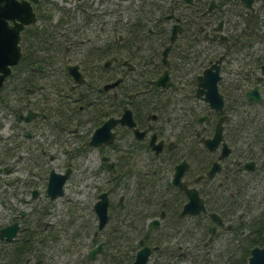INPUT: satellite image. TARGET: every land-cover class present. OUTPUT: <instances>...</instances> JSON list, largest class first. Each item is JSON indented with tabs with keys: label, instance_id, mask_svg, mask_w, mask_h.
Instances as JSON below:
<instances>
[{
	"label": "flooded vegetation",
	"instance_id": "obj_1",
	"mask_svg": "<svg viewBox=\"0 0 264 264\" xmlns=\"http://www.w3.org/2000/svg\"><path fill=\"white\" fill-rule=\"evenodd\" d=\"M177 1L178 7H171V12L166 14V22H170L167 28L169 34L163 49L157 55L151 53L146 47L141 48L139 44L134 47L129 46L118 27L112 25L109 29L101 22L94 44L83 38L70 41L65 44L64 52L60 55L39 59L37 62L36 59L31 58L28 65L24 67L30 70L25 75L32 80L33 84V87L28 89V94L37 90L44 91L48 87L49 90L53 89L51 92H56V98L64 96L69 105L30 106L17 109V116L16 111L11 108H0V112L10 119V125L4 127L10 129L7 136L0 137V231L15 224L18 226L11 239H6V234L3 237L0 236V264L10 263L6 260L8 252L19 251V246L23 243L22 237L29 234L33 238L30 251L32 254L26 257V264H44L46 258L39 256V237L41 233L45 234L53 226V222L48 219L50 210L41 207L43 201L38 199L40 173L47 172L48 180L51 170H55L50 167L47 160V158L49 160L55 158L56 154L52 153L54 145L61 141L66 143L72 131H77L89 120V117L97 119L96 110L101 113V117L99 123H95L91 128L87 137L88 145H90L89 139L94 129L109 117L119 118L125 107L130 109L135 122L133 127L117 123L113 128L115 132L113 141L94 146H107L112 149L113 156L101 154L103 167L108 168L102 159L103 155L109 156L108 160L113 162L114 171L108 168L111 172L116 171L118 159L121 156L124 157L125 146L122 145L123 142H120L123 130L126 132L123 135L124 138L132 141L131 150L134 149V143L138 142L145 148L146 161H149L150 153L155 156L163 152L175 153L170 183L178 190L180 189L171 182L174 166L186 159L190 165L184 172L183 179L189 185L195 186L200 196L199 188L202 187L205 179L208 178L214 185L221 186L232 172L246 178L248 174L255 172L257 165L260 166L261 160L256 157L264 155V145L262 140H258L255 136L250 137L248 122H245L248 118L244 116L246 108L264 109V73L261 72L264 61L258 63L256 59L264 49L253 48L256 35L247 29H242V23L236 27V23L226 24L223 18L215 20L210 15L215 8V2L208 10L210 0L207 9L201 14L202 22H200L198 12L196 15L189 12L193 10L194 0ZM255 10L254 8V11H250L255 12ZM186 14L193 17L190 29L185 23ZM220 21L222 27L218 30L217 26ZM174 24H177L176 36L164 60L163 50L170 43ZM225 29L227 32H224ZM220 33L225 36L219 37ZM213 36L216 37L211 38ZM85 43L96 47L81 50L78 45ZM239 50H243L241 51L243 56L237 59L235 53ZM94 56L97 60L89 62ZM22 57L17 64L21 62ZM217 60H219L220 75L217 89L223 100L221 109H215L216 107L211 106L204 99V93L198 92V76L202 75L203 71ZM70 65L78 66L83 76L82 82L74 80L68 69ZM155 70L156 74H154ZM165 70L168 72L170 85L155 84L154 80ZM42 78L47 80L46 83L40 82ZM117 79L120 81L116 85L108 89L104 88L106 83ZM126 80L129 81L127 89L136 85L138 87L124 91L127 89H122L121 85ZM63 83L69 87L65 88L62 93L59 87H62ZM253 88L261 100L256 99L253 93L249 100L247 93ZM72 93H78L83 99H87L83 103L82 99H78L79 97L73 98ZM76 104H78L77 107ZM53 108H70L64 111L65 113L63 112L62 120L57 124V128L53 125L55 123L53 117L56 113V109ZM89 108L92 110L88 111ZM30 113L32 116L26 119L25 116ZM70 116L79 118L73 126H70ZM259 120L264 123V119L256 121ZM190 123L192 124L189 125ZM217 124L222 127V139L215 148L210 149L204 145L201 138L212 137ZM187 126H190L191 133L184 131ZM257 127L258 125L254 124L251 129ZM135 128L143 131L140 138L135 134ZM263 128L264 126H261L258 130L261 131ZM56 130L58 133H55ZM153 132L156 133V141L163 140L162 150L158 154L150 145ZM224 143L228 147V152L220 158ZM182 147L191 148L195 152L194 166L187 159ZM214 162H218L220 168L212 177H209L207 171ZM67 168L70 169L67 166L65 170ZM224 186L227 188L228 185ZM180 191L184 194L186 201L185 193ZM211 224L214 223L211 221ZM211 224L208 225V231ZM99 251L94 259H91L92 263L97 261L96 256Z\"/></svg>",
	"mask_w": 264,
	"mask_h": 264
},
{
	"label": "trees",
	"instance_id": "obj_2",
	"mask_svg": "<svg viewBox=\"0 0 264 264\" xmlns=\"http://www.w3.org/2000/svg\"><path fill=\"white\" fill-rule=\"evenodd\" d=\"M260 1L261 5L259 9L251 12L243 0H214L215 8L211 11L210 15L215 20L223 18L227 24L236 23V27L242 23V29H247V31L254 33L259 39H262L264 37V29H262V25L264 24L262 19L264 15V0ZM209 2L210 0H194L193 8L191 6L193 10H189L188 8L187 11L189 10L190 14L193 15H196L198 12V18L202 22L201 14L207 9ZM178 5L177 0H138L129 20L122 22L121 17H119L116 19L117 26L115 24L114 26L118 27L120 34H122L129 46L134 47L139 44L141 48L145 49L146 47L151 53L157 55L163 49L169 34L167 28L170 22H166V14L171 12V7L177 8ZM34 8L37 11L38 19L45 16L46 10L50 9L56 10L58 19L54 23L30 24L22 32V60L19 64L13 66L11 76L5 81L0 91V101L2 102L4 101V96L2 95L4 91L11 93V95L12 93H15V95L20 94V97L13 104H9L11 109L16 111V116L18 115L17 109L29 108L31 105L42 106L43 104L33 102L28 96V89L33 87V84L32 80L25 75L30 70L24 67L28 65L27 63L30 59L34 58L37 62L39 59H47L51 56L60 55L61 52H64L65 44L70 41H77L72 40V38L70 39L67 37V33H65L70 28L69 19L71 13L69 8L59 6L55 2H50V0H39ZM185 16V23L190 29L193 17L189 14ZM90 47L94 49L96 46L90 45L88 48ZM95 59L97 60L94 56L89 62ZM256 59L258 63L263 62L264 51L259 53ZM154 74H156V70ZM128 82V80L124 81L121 88L127 89L129 87ZM68 87L67 84L63 83V86L59 87V90L63 93L64 89ZM135 87L138 86L136 85ZM135 87L132 86L129 89H134ZM129 89L124 91H128ZM52 90L49 92L52 93L50 95L51 106L55 104L60 106L69 105L64 96L56 98V92H51ZM71 96L73 98L79 97L78 99H82L83 103L87 99H83L78 93H72ZM77 105L75 106L77 107ZM53 109H56L53 117L56 124L54 123L53 125L57 128V124L62 120L63 112L70 110V108ZM246 109L244 117L248 118V121H245L248 122V134L250 137L255 136L258 140H262L264 145V128L261 131L258 130V128L264 126V123H261L260 120L256 121L264 119V109ZM89 110H92V108H89ZM96 113L98 121L96 118L89 117V120L84 123H90V129L94 127L95 123H99L100 121L101 113H98L97 110ZM69 119L70 126H73L79 118L70 116ZM254 124L258 125V127L251 129ZM184 131L191 133L190 126H187ZM121 132L123 135L126 134L124 130ZM55 133H58L57 130ZM131 145L132 141L129 140L127 146L124 144V157L121 156L118 159L116 171L111 173L110 177L115 185L122 182L123 178L126 181L131 179L132 186H128V184L126 186V199L123 201V206L109 204L108 220L105 226L100 230L96 227L93 231L94 239L98 238L103 243L97 256L100 264H129L134 257L136 249L145 244L151 246L150 258L152 254H155L153 264H180L184 260L195 264H205V261L209 259V254H212L211 250L207 249V252L203 253L205 258L200 261V259L190 258L191 250H181L179 243L184 244L182 240L188 241L191 240V237L195 238V235H197L198 246L203 245V248L209 247L212 239L209 240V236H206V231H208V222H210L207 213L211 211L217 212L224 221H232L233 225H236L233 232H238L241 228L247 230L241 238H234V247L231 249L229 255L226 253V256L228 255L227 264H246L250 249L255 245H261L264 241V208L256 214L246 216L245 219L237 214L239 210L245 207L243 206L244 200H247L244 196L245 191L241 190V188L246 184L248 178L256 172L248 174L246 178L232 172L221 186L214 185L211 182L212 180L208 178L205 179L199 191L205 200L206 211L196 215H181L180 211L185 201V196L180 190L171 185V176L169 177V173H172L175 153L163 152L158 156L150 153L148 156L149 161H146V150L142 144L139 142L134 143L133 150H131ZM182 150L185 152L191 165L194 166L195 152L188 147H182ZM201 152L204 153V151ZM139 155L141 158L137 157ZM256 158L261 160L258 169L263 171L264 155H257ZM134 159L141 160L139 162L141 167L137 168L139 165L136 162L139 160L134 161ZM225 184L228 185L227 188L224 186ZM120 195L123 196L124 194ZM162 211L165 212V216L161 220L160 227L150 234H146L147 219L160 216ZM91 213L94 215L93 209H91ZM235 217L238 220H240L239 218L242 220L235 222ZM92 227L94 228L95 225ZM177 234L181 236L177 242L178 244L170 245L168 236ZM22 240L23 243L19 246V251L11 250L8 252V259L6 260H9L10 263L5 264H26V257L32 254L30 251L32 249L33 238L29 234L24 235ZM48 240H50L48 234H40L39 242L42 243ZM185 246L189 248L188 245ZM28 248L29 250H27ZM39 256L44 257L45 255L39 252Z\"/></svg>",
	"mask_w": 264,
	"mask_h": 264
},
{
	"label": "rangeland",
	"instance_id": "obj_3",
	"mask_svg": "<svg viewBox=\"0 0 264 264\" xmlns=\"http://www.w3.org/2000/svg\"><path fill=\"white\" fill-rule=\"evenodd\" d=\"M51 1L59 6L70 9V28L65 32L68 35L66 36L70 39L72 38V40H78V38L87 39V41L92 43L97 40L98 27L101 22L102 25L105 24L110 29L114 24L117 26L116 19L119 17H121L122 22L129 20L133 14V9L138 3V0ZM260 5L261 1L255 0V9H259ZM47 14L49 16H46ZM44 15L36 21L37 25L54 23L58 19V13L55 9L46 10ZM262 19L264 21V15ZM262 29H264V24L262 25ZM224 32H227V29ZM255 41L256 43L253 45V48L256 47L259 50L261 48L264 49V37L259 39L258 36H255ZM78 46L83 50L89 47L90 43L79 44ZM241 51L243 50L235 53L237 59L243 56V52ZM46 81L43 78L40 80V82L44 83ZM6 92L4 91L2 94L4 101H0V108H11L9 104H13L20 97V94L15 95V93H12L11 95V93ZM49 92V88L46 87L44 91L37 90L28 96L35 103L51 105L50 95L52 93ZM3 116L4 114L0 112V137L5 138L10 129H5L4 127L10 125V119ZM90 132V123L80 126L77 131H72L66 143L61 141L59 144L54 145L52 150V153L56 154L54 159L49 160L47 158L50 167L56 171H64L67 166L70 167V172L63 185L64 192L62 195L51 199L46 193L47 172L43 171L40 173L38 184L40 194L38 199L43 201L41 207L50 210L48 219L53 222V226L45 232L46 235L48 234L50 236V240L39 243V250L46 258L44 264H91L92 260H88L86 254L99 241L98 238L94 239L93 234L94 229L97 227V217L93 209V203L97 199V195L101 191L107 190L109 204L116 206L120 194H124V200L126 199L127 184L128 186H132L131 179L126 181L124 178L119 184H114L110 177V174L113 172L103 167L101 160V154L113 156V151L107 146L94 147L88 145L86 139ZM120 142H123V146L124 144L127 146L128 140L124 138L123 134ZM137 157H140V155ZM136 160H139L136 162L139 165L141 160L134 159V161ZM48 162L46 161V166ZM20 164L22 165V162ZM139 167L141 165L137 168ZM255 172L241 188V190L245 191L244 196L247 200H244L243 206L245 207L239 210L237 214L241 215L243 219L248 215L260 212L264 208V170L258 169L257 165ZM171 174L169 173V177ZM91 209H93L94 215H92ZM235 219V222L242 220L241 218L238 220L236 217ZM224 222L225 225L217 227L209 247L203 248V245L198 246V241L196 240L197 235H195V238L191 237V240H182L184 244L179 243L181 246L180 249L183 251L186 249L191 250L190 258L200 259V261L205 258L203 253H206L207 249H209L212 254H209V259L205 261V264H227L228 255L234 247V238H241L247 230L241 228L238 232H233L236 225H233L232 221L226 220ZM208 224H211V220ZM227 224L230 225L229 228ZM94 225L95 227L93 228L92 226ZM206 236H210L209 231H206ZM168 237V242L172 245L178 244L177 242L181 236L177 234ZM185 245H188L189 248ZM226 253L228 254L227 256ZM154 255L152 254L151 258H149L148 264H153ZM96 260L100 264L97 256ZM181 264L195 263L184 260Z\"/></svg>",
	"mask_w": 264,
	"mask_h": 264
},
{
	"label": "water",
	"instance_id": "obj_4",
	"mask_svg": "<svg viewBox=\"0 0 264 264\" xmlns=\"http://www.w3.org/2000/svg\"><path fill=\"white\" fill-rule=\"evenodd\" d=\"M38 0H0V91L4 85L5 80L12 74V67L16 65L22 57V47H21V34L25 27L37 20V14L34 9V4ZM65 1V0H64ZM246 6L254 11L255 0H244ZM214 5V0H211L208 10H210ZM49 16V14H48ZM222 27V22L220 21L217 29L220 30ZM177 32V24L173 25L172 34L170 36V43L163 50V59L166 60L165 56L167 51L174 41ZM223 33L219 34V37H224ZM213 36L211 38H215ZM218 61L213 63L211 66L207 67L202 75L198 76V92L204 93V99L209 102L211 106L216 107L215 109H221L223 100L221 94L217 89V81L220 78L219 75V64ZM40 66V65H37ZM70 73L76 82H82L83 76L78 70L77 65L68 66ZM261 72L264 73V64L261 66ZM120 79L113 82L106 83L104 85L105 89H108L116 85ZM154 83L161 86H169L170 81L168 77V72L165 70L161 75H159ZM256 95V99L261 100L257 95L256 90L253 88L248 91L247 95L249 100H251V94ZM32 114H27L26 119H29ZM120 123L121 125H128L133 127L135 122L132 118V114L129 108L125 107L123 113L119 118L109 117L103 121L97 128L94 129L90 136L89 144L93 146H99L103 143H111L114 139V126ZM135 134L138 138L143 135V131H138L137 128L134 129ZM222 139V127L221 125L216 126L215 132L212 137L201 138V141L210 149L217 146L219 141ZM150 145L154 149L155 153L158 154L163 147V140L156 141V133L153 132L150 138ZM228 152V147L224 143L222 153L220 158L223 157ZM102 159L106 162L109 169L114 171L113 162L109 161V156L103 155ZM189 162L186 159L181 160L174 166V172L171 178L172 184L177 186L186 195V201L183 203L180 214L181 215H196L201 212L206 211V206L203 198L199 195V192L195 186L189 185L184 179V172L189 168ZM220 166L218 162H214L211 168L207 171V175L212 177L214 173L219 170ZM251 168V167H250ZM70 169L67 168L64 172H57L51 170L47 180L46 192L50 198H56L62 195L64 192V182L68 176ZM108 191H101L97 199L93 204L94 212L97 216V227L98 230L102 229L108 220ZM123 196L119 198V205L122 207ZM164 216L162 211L160 216H155L147 219L145 232L146 234L157 230L161 225V217ZM209 218L214 224L209 226V240L212 239L217 225L223 226V218L215 211L208 213ZM17 224L11 227H6L1 229L0 236L3 237L6 234V239H11L17 230ZM230 225H228V228ZM103 243L98 242L95 246L90 248L87 252L88 259H94L96 253L102 248ZM151 254V246L148 244L139 247L135 253L132 261L129 264H148V260ZM92 264H99L94 261ZM181 264V263H180ZM246 264H264V241L261 245H255L250 249V254L247 257Z\"/></svg>",
	"mask_w": 264,
	"mask_h": 264
}]
</instances>
